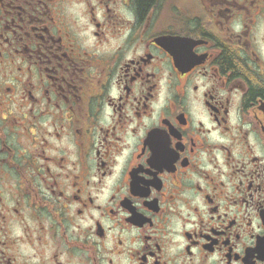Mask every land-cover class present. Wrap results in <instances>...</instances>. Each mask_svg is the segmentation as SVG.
<instances>
[{
    "label": "flooded vegetation",
    "instance_id": "flooded-vegetation-1",
    "mask_svg": "<svg viewBox=\"0 0 264 264\" xmlns=\"http://www.w3.org/2000/svg\"><path fill=\"white\" fill-rule=\"evenodd\" d=\"M0 264H264V0H0Z\"/></svg>",
    "mask_w": 264,
    "mask_h": 264
},
{
    "label": "trees",
    "instance_id": "trees-1",
    "mask_svg": "<svg viewBox=\"0 0 264 264\" xmlns=\"http://www.w3.org/2000/svg\"><path fill=\"white\" fill-rule=\"evenodd\" d=\"M153 0H138V6L140 10H145Z\"/></svg>",
    "mask_w": 264,
    "mask_h": 264
}]
</instances>
